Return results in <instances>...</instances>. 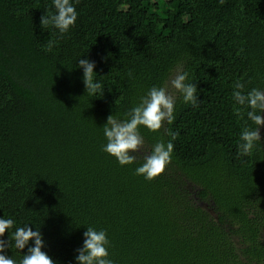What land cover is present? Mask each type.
I'll return each instance as SVG.
<instances>
[{"label":"trees","instance_id":"trees-1","mask_svg":"<svg viewBox=\"0 0 264 264\" xmlns=\"http://www.w3.org/2000/svg\"><path fill=\"white\" fill-rule=\"evenodd\" d=\"M0 264H264V0H0Z\"/></svg>","mask_w":264,"mask_h":264}]
</instances>
